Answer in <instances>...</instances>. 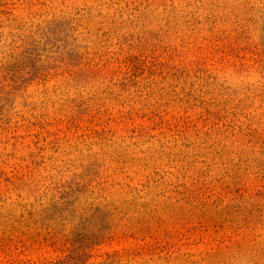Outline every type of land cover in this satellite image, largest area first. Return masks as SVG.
Listing matches in <instances>:
<instances>
[{
	"label": "rangeland",
	"instance_id": "obj_1",
	"mask_svg": "<svg viewBox=\"0 0 264 264\" xmlns=\"http://www.w3.org/2000/svg\"><path fill=\"white\" fill-rule=\"evenodd\" d=\"M0 264H264V0H0Z\"/></svg>",
	"mask_w": 264,
	"mask_h": 264
}]
</instances>
